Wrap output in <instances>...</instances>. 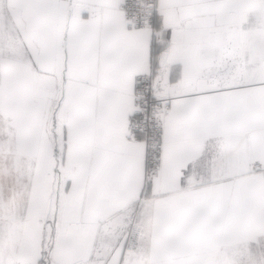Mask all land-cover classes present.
I'll return each instance as SVG.
<instances>
[{"label": "snow or ice", "instance_id": "obj_1", "mask_svg": "<svg viewBox=\"0 0 264 264\" xmlns=\"http://www.w3.org/2000/svg\"><path fill=\"white\" fill-rule=\"evenodd\" d=\"M0 264H264V0H0Z\"/></svg>", "mask_w": 264, "mask_h": 264}]
</instances>
